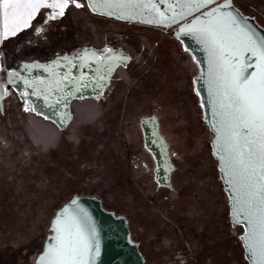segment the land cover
Here are the masks:
<instances>
[{"label": "rangeland", "instance_id": "obj_1", "mask_svg": "<svg viewBox=\"0 0 264 264\" xmlns=\"http://www.w3.org/2000/svg\"><path fill=\"white\" fill-rule=\"evenodd\" d=\"M236 1L248 12L255 13L264 26V0ZM78 20L79 17L75 21L77 26ZM2 23L0 19L1 30ZM100 23L111 28L129 29L102 20ZM11 24L9 36L13 30ZM77 26L74 27L67 19L63 31L77 32ZM140 30L141 36L126 37L124 41L134 55L125 70V83L119 88L116 79L106 100L97 103L99 109L86 110L80 120L76 119L72 127L62 133H57L54 127L53 130L33 116L25 115L27 129L24 131L26 135L28 132L29 140L25 139L24 142H31L32 145H27L24 150L29 168L22 170L20 176L25 178L26 185L31 186L32 194L33 184L37 182L32 180L40 181L44 194H34L37 195L38 205L45 198L52 197V205L57 208L59 203L75 195H94L102 199L107 209L124 214L129 220L134 239L143 244L142 252L148 264H197L195 254L188 243L181 239L180 231L169 225L159 210L172 222L180 224L183 231L189 223L185 216L187 210L191 217L196 216L195 220L192 219V227L197 228L198 223H202L195 230L206 231L203 240L196 237L194 232L190 234V241L195 240L193 251H201L207 244L205 241L213 242L218 237V240L223 241L214 246L216 250L220 248V253L214 256L215 264L226 262L222 254L227 250L230 252L229 263L248 264L239 238L243 228L231 226L229 198L219 176L218 161L211 150L213 133L203 119V111L193 92L192 78L199 73L198 67L172 35L146 28ZM151 38L154 40L151 41ZM39 43H43L42 39ZM40 53L36 51L34 55ZM149 67L152 69L144 74ZM119 102L125 105L124 131L129 142L127 152L121 159L117 157L120 146L106 138L109 134L91 143L93 128L108 127V117L111 116L108 115V107ZM5 107L10 116L12 112L8 100L5 101ZM150 114L159 117L161 133L170 144L173 160L179 169L175 174L174 192L166 189L157 192V185L148 172L154 164L143 148L140 119ZM32 146L43 151L45 159L46 155L50 158L49 162H42L38 171L41 175L37 177L30 170L33 169V153L36 152L31 149ZM130 169L133 178L131 182ZM136 185L143 188L144 195L152 203L138 193ZM153 222L156 226L174 232L180 247V251L166 255L165 260L156 258L152 242L147 240L146 232L154 226ZM211 227L212 230H209ZM9 255L10 250L0 248V264H27L23 257ZM36 256V253L32 254L28 262H35Z\"/></svg>", "mask_w": 264, "mask_h": 264}, {"label": "snow or ice", "instance_id": "obj_2", "mask_svg": "<svg viewBox=\"0 0 264 264\" xmlns=\"http://www.w3.org/2000/svg\"><path fill=\"white\" fill-rule=\"evenodd\" d=\"M85 2L88 8L100 15L111 16L114 14L111 10L115 9L144 8L156 9L161 17L150 23L159 25L168 19L157 8V3L163 4L165 0H147L146 3L145 0H54L53 3L48 0H0V19L3 21L0 35L8 39L9 23H15L25 14L28 16L25 24L30 25L39 8H57L58 13H51L47 17L52 20L57 15L62 17L70 5L82 8ZM211 3L213 0H188L179 6L199 9ZM232 6L230 2L221 5ZM168 7L174 10L175 6L169 4ZM219 11L217 8L206 13L209 19L200 21L199 26H189L187 31L197 33L208 46L211 65L215 69L213 83L220 109L216 115L221 119L219 128L213 125L218 133L217 152L214 154L222 162L221 171L232 193L233 222L240 223L241 217L247 222L248 228L240 237L246 242V259H250L251 264H264V39L257 40L252 33L240 27L236 17L230 14L221 16ZM18 30L13 28L11 35L15 36ZM103 52L111 54L106 55L103 62L108 73L114 71V67H126L131 59L113 53L111 48H105ZM92 55L97 54L93 52ZM246 55H249V59L255 58V64L247 62ZM250 67H254L255 71L249 73L247 70ZM100 79L103 81L106 76L101 75ZM98 86L102 94L103 85ZM3 95H7V92L4 91ZM28 110L25 108V111ZM164 179L168 180L169 177L165 176ZM168 187H172L170 183ZM72 204H77V201L73 200ZM52 231L56 235L49 238L51 242L46 243L36 264H89L94 259L93 251L96 254L99 252L98 246L94 248L90 242L94 229H89L83 218L69 215L67 208L56 216Z\"/></svg>", "mask_w": 264, "mask_h": 264}, {"label": "water", "instance_id": "obj_3", "mask_svg": "<svg viewBox=\"0 0 264 264\" xmlns=\"http://www.w3.org/2000/svg\"><path fill=\"white\" fill-rule=\"evenodd\" d=\"M147 0H145V3ZM188 0H165L163 4L157 3V8L164 16L168 17L163 24L150 23L149 21L160 20L156 9H115L113 15H100L88 10L94 15L107 17L110 19L139 23L155 27H164L171 29V34L182 44L185 51L189 52L194 61L199 66V73L194 77V91L199 97L200 105L203 110V118L209 129L213 133L211 141V150L214 158L218 161V171L223 183V188L229 198L230 221L233 226L240 225L243 228L244 235L248 228L247 222L241 217L240 223L233 222L232 193L229 191L227 179L221 171L222 162L219 157L214 154L217 152V130L213 128L215 124L220 127V116L216 115L220 111L216 94L215 69L211 65V57L208 46L202 42L197 33L189 32V26H199L200 21L209 19L206 13H210L213 9L219 8L221 16L232 15L236 17L240 27L252 33L257 40L264 39V26L259 23L255 16L245 13L234 0H213V3L206 7L196 9L181 7ZM231 3L232 7H221L226 3ZM86 3V2H85ZM173 4L174 10L168 5ZM87 6V4H86ZM107 12L108 9H102ZM131 16L132 18H129ZM166 25V26H165ZM113 53H120L131 57L123 48L114 49ZM87 49V53H85ZM104 49H97L93 46H86L82 51L74 54H60L53 59L42 61L39 59L25 60L17 68L6 70V87H4L0 72V108L4 111L5 99L9 97L13 89L19 99L22 101V107L28 108L37 116L53 122L60 130H65L73 120V112L71 104L74 100H83L87 98L99 99L104 95L109 87L113 76L120 65L114 67V71L108 73L104 67V59L106 55ZM95 52L97 55L93 56ZM250 55V54H249ZM249 55L245 56V60L255 64V58L249 59ZM131 60V59H130ZM130 60L127 62L129 64ZM249 73L255 71L254 67L247 70ZM8 73H12L11 76ZM101 75H105L106 79L101 80ZM98 85H103L101 88ZM6 91L7 95H3ZM199 93V94H198ZM141 127L144 134V144L146 149L153 155L155 160V181L158 186L168 187L172 184V175L176 169V165L170 153V145L166 138L161 134L160 121L156 115L143 117L141 119ZM221 154L223 150L221 149ZM168 169V171H165ZM169 179L165 180L164 177ZM171 187V188H172ZM170 188V187H169ZM76 200L77 204L73 205L72 201ZM65 208L68 209L69 215L83 218L89 227L94 229V234H90V242L94 246H98V254L93 251V260L89 264H146V257L143 254L140 243L133 237L129 226V220L124 214L117 213L115 210L107 209L102 199L94 195H75L59 208L52 218L50 224V233L47 236L42 250L37 254H42L46 243H50V237L56 235L52 231V226L56 216ZM241 240V239H240ZM244 248V256L246 258V242L242 241ZM251 264L250 259H246Z\"/></svg>", "mask_w": 264, "mask_h": 264}, {"label": "flooded vegetation", "instance_id": "obj_4", "mask_svg": "<svg viewBox=\"0 0 264 264\" xmlns=\"http://www.w3.org/2000/svg\"><path fill=\"white\" fill-rule=\"evenodd\" d=\"M48 2L53 3L54 0H48ZM58 11L59 10L57 8H39L35 14V17L31 19L30 25L25 24V21L28 20L27 14L23 15L22 18H19L18 20L15 21V23L11 24L12 29L13 28L20 29L17 31L15 36L10 35L9 38L5 40L3 39V36L0 35V50H2V56L0 58V72H1V79H2L3 85L5 84V87H6V70L11 69V68H17L21 64V62L25 60L39 59L42 61H47V60L53 59L57 55L64 54V53L77 55V53L82 51L83 48L86 46H93L97 49H105L109 45L114 49L123 48L125 52L129 53L131 55V60L129 62L130 64L134 58V55L132 51L126 46V44H124L126 37L141 36L140 34L141 28L151 29V30L161 32L163 34L172 35L171 29H167L164 27H155V26H149V25H142L139 23L122 22V21L110 19L107 17L94 15L90 13V11L88 10L86 3H85V6L82 8H75L74 6L70 5L67 9H65V13L62 17L57 15L55 19H52V20L47 19L49 14L54 13V12L58 13ZM77 17H79L80 19L78 20V23H79L78 26L75 25V21ZM67 19L69 20V23L73 24L74 27L77 26V30H78L77 32H70V30L63 31L64 24L67 23ZM256 19L258 20L257 17ZM46 20H47V23H45ZM101 20L108 22V23H112V24L113 23L118 24L119 26H122L124 28L128 27L129 29L111 28L108 25H104L100 23ZM38 29H42V31L38 32L37 31ZM0 32H2L1 25H0ZM41 39L43 43H39ZM151 39H152L151 41L154 40L153 38ZM178 43L182 47V44L179 41ZM182 50L185 52V54H187L189 59L193 61V63L198 67V70H199V66L194 61L192 55L189 52L185 51L183 47H182ZM36 51H40L41 53L38 55H34ZM129 64L126 67H119L117 69L109 87L105 91L104 95L101 96L99 99L87 98L83 100H74L72 102L71 109H72L74 117L70 125L65 130H60L53 122L48 121L44 119L43 117L37 116L31 111H25L22 107V101L19 99L17 93L12 89L9 97L5 99V101L8 100L10 103V111L12 112V114L10 116L7 115L6 107L4 108V111L0 112V126H1L0 130L5 122V118H6V121H8V118H9V121H11L13 114L16 113L19 117L18 118L16 116L19 121H14V122L22 127L21 131L23 132H19V137H21L23 140L29 139L28 132L26 135L24 131V129L25 130L27 129V127L25 126L26 125L25 115H30L36 118L37 120H41L43 123H45L46 125H48V127L52 129L54 127L57 130V133H62L64 131H67L68 129L72 127L76 119L80 120L81 115L86 110L88 111L90 109H95V108L99 109V107L97 106V103L100 100H106L107 95L111 91L116 79L118 80L117 82L118 87L122 88L126 80L125 70L128 68ZM151 69L152 67H149L145 71L144 74L146 73L148 74L149 70ZM194 77L192 78V86H193V92L195 96H197V94L194 91V84H193ZM125 98L126 97L124 96V100ZM197 98L199 101L198 96ZM19 103H20V106H19ZM120 104H121L120 102L114 106L110 104V106L108 107V115H111L108 117V127L109 128L107 126L105 127L97 126V128L94 127L93 128L94 134L91 137L92 139L91 143L93 144L94 142H97V140H100L109 134L106 138L108 140H111L114 144L120 146L119 153L117 156L118 159H121L122 155L126 154L127 152L126 146H127V143H129L126 133L124 131L125 130L124 128L125 105L121 104L120 106ZM199 105H200V102H199ZM153 115H156V114H152V115L150 114V115L143 116V117H148V116H153ZM143 117H141V119ZM141 119H140V128H141V134H142L141 136L143 139V148L149 154L154 164V166L149 168L148 172L152 175V178L157 185L156 186L157 192L161 191V189L171 190L174 192L176 190L175 174L179 171V169L177 165L175 164L176 169L172 175V184H173L172 188L158 186L157 182L155 181V172H154L155 166H156L155 160H154L153 155L145 147L144 134H143V130L141 127ZM160 131H161V128H160ZM121 146H124L125 148ZM170 153H171V148H170ZM171 156H172V153H171ZM172 159H173V156H172ZM130 171L131 173L129 174L130 176L129 182L133 180L132 170L130 169ZM135 189L138 190L139 194L144 195V190L142 187L136 185ZM146 198L148 199L149 203H152L149 197H146ZM151 205H154V204H151ZM156 210L158 211V208H156ZM159 213L164 220L168 221L169 225L175 226V229L180 231L179 235L181 236V239L184 236L188 237V240L186 239V242H188V245H189L191 242L190 234L193 231L192 219L195 220L196 216L194 215L193 217H191L190 211L189 210L186 211L185 216H187V218L189 219V223L186 226V230L183 231V229L179 227L180 224H177V223L175 224L174 222H172L167 215L162 213L161 210H159ZM231 226L232 228H235L239 225L233 226L231 224ZM146 233H147V240L152 242V246L157 256L156 258L160 257L161 259L165 260L166 255L169 256L174 251H180V247H178L179 244L177 242L175 234L171 230L164 229L163 227L161 226L159 227L154 224V226L150 229V231L148 230ZM45 240L46 239H44V242ZM140 248L143 251L142 242H140ZM146 264H148L147 258H146Z\"/></svg>", "mask_w": 264, "mask_h": 264}, {"label": "trees", "instance_id": "obj_5", "mask_svg": "<svg viewBox=\"0 0 264 264\" xmlns=\"http://www.w3.org/2000/svg\"><path fill=\"white\" fill-rule=\"evenodd\" d=\"M235 2L244 12L258 18L255 13L248 12L238 1L235 0ZM16 116L18 117L15 113L10 122H4L0 131V248L10 250V257H23L27 261V264H35V262H28L30 256L34 253L38 254L42 250L44 239L50 233V224L53 216L72 197L59 203L57 208L52 205V197L45 198V200L41 201L40 205L36 203L37 195L34 194H44V189L41 187L40 181L32 180V182L37 181L33 184L34 191L32 194L31 186L26 185L25 178L20 176L22 170L29 168L27 159L24 156L27 153L24 150L27 145L32 144L31 142L25 143L19 137L22 127L14 122L19 121ZM31 149L36 152H31L35 158L33 159V169L30 168V170L37 177L41 175L38 171L40 172L42 162H49L50 158L46 155L45 159L44 152L38 150L35 146H32ZM49 170L54 169L49 168ZM33 204L34 206H32ZM54 204L56 203L54 202ZM201 225L202 223H198L197 228ZM212 227L209 230H212ZM239 227L242 228L240 225L237 226V228ZM197 228L193 227L192 233L194 232L196 237H201L203 240L206 231L195 230ZM183 239L186 241L188 237L184 236ZM216 239L213 242L205 241L207 244L201 251H193V242L195 240L190 242L189 246L196 256L197 264H215L214 256L220 253V248L216 250L214 246L223 241V239L218 240V237ZM222 256L226 261L224 264H231L229 263L230 252L228 250Z\"/></svg>", "mask_w": 264, "mask_h": 264}, {"label": "built area", "instance_id": "obj_6", "mask_svg": "<svg viewBox=\"0 0 264 264\" xmlns=\"http://www.w3.org/2000/svg\"><path fill=\"white\" fill-rule=\"evenodd\" d=\"M1 56H2V52H0V58H1Z\"/></svg>", "mask_w": 264, "mask_h": 264}]
</instances>
